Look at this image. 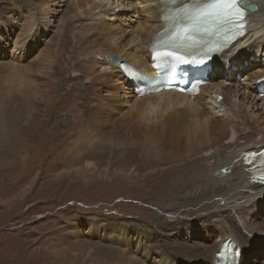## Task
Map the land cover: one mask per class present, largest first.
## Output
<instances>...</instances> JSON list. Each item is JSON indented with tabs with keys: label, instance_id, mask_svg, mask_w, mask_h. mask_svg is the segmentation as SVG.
I'll return each instance as SVG.
<instances>
[{
	"label": "bare ground",
	"instance_id": "6f19581e",
	"mask_svg": "<svg viewBox=\"0 0 264 264\" xmlns=\"http://www.w3.org/2000/svg\"><path fill=\"white\" fill-rule=\"evenodd\" d=\"M97 1L98 6L94 5V7H92L91 5ZM130 1L131 0L84 1V3L86 2L85 6H89V8L87 7V9H85L87 11L90 9L88 16L92 17L91 21L88 20V22L93 24L89 25V29L87 30H77L76 34L72 32L74 30L73 27H71V29L69 28L70 30L65 32L59 45L60 49L55 52L56 59L54 61L57 62V65L55 67L56 72L53 74L58 75L57 77H59V80H50L51 75L47 76L44 72H41L43 75L42 77L37 76V79H35V85L37 86L40 85L43 81L42 79L44 78L45 82L43 84L45 86H49L51 84L52 91H55L56 89L59 91L64 90L65 86L67 87L66 84L68 82L66 74L71 73L70 67L73 68L72 64L74 59L72 57L70 60H61L59 54L60 52L64 53L70 52L71 50L74 51L75 47H77L76 50L79 49L80 52H74V56L77 55L78 57H81V62L78 64L81 65L82 68L76 76H70V78L78 79L83 77L87 80V84L83 89H85L87 96L89 95V102L83 110H81V115L79 119H77V125H75L74 130L79 129L80 124L86 128L85 145H89L90 143L92 144L93 141L101 138V135H103L102 137L104 140L102 147L106 148V145H110L111 147L116 148V146L119 147L118 145H121V147L116 151L117 158L122 157L125 154H132L133 156L129 159L130 164L139 163L133 159L134 157H139V159L145 158L148 160L149 164L152 165L151 168L153 171L147 175L142 182H145L148 179H162L163 181L168 180L164 183V185L157 188V190L160 191V194L163 195V199L159 200L162 202H160V205L162 204V208H160L161 211L159 210L160 214L154 213V216L152 215L153 219H150L152 224L149 223L148 227L143 228L141 226H136L139 228L134 229V231L129 230L128 232H124L122 234L121 229L117 226L118 224L120 225L121 222H118L117 220L116 222L115 220L104 221L100 218L104 221L100 224L104 230L105 227H108L107 230L104 231V236H109L110 240L117 241L116 238H113L116 235H120V237H127L128 234H133L136 236L137 240L134 250H132L131 244H124L123 241L119 239L120 237H118V239L122 242L123 246H125V250L121 252L111 250L109 247L103 248L101 245L97 246L95 243H84L80 245V254L77 256L78 263L80 264V260L81 262L83 259L85 260L86 252L87 255L90 256L88 258V260L91 261L90 264H215L218 251L221 244H223L222 242L227 239H231V242L235 246L241 248V255L239 258L240 264H245V259L246 256L249 255L250 247V245L247 244L251 242L252 239H255L256 236L261 237V234L263 233L256 231L255 228L253 229L254 231L252 230V227L256 224L252 215L255 208L261 206L264 201V187L259 186L252 181L251 175L247 170L248 165L244 159V154L249 150L250 145L259 147L264 144V126L262 127L258 121L246 117L240 103L237 101L238 92L243 89V86H236L238 84L225 80L226 78H223V74L225 72L223 71H226L228 78H231L230 69L244 73L242 65L246 63V61H249L250 57L254 62L258 59V57L261 59L262 56L259 55L260 51L264 49V37L258 38V33L260 32L262 34V31L264 33V0H241L257 7V11L248 12V31L247 33H244L242 37L236 38L233 42L224 45L221 50L217 51L215 54L213 68H209L205 71L206 76L211 80L213 79L212 84H206V86L202 87L200 89L199 96L194 99H192L189 94L178 93L177 91L172 90L167 92V89L161 93L137 96L135 94L136 87L142 88L148 84L146 82L134 84V82L125 76L123 69L119 64L110 62L111 55L116 54L117 58L121 60V62L135 67L139 73L144 75L146 78L156 77L151 66V46L157 38H162L165 33H160V31H162L165 27L163 16L168 13L166 8L170 5L167 2H162L161 0H138L140 1V3H138L139 5H145L144 10L147 14L148 27L145 31V39L144 41H140L138 38L133 37L129 39L128 42L123 43L120 42V40L124 36L123 33L125 34L127 32L126 29L124 30L120 28L119 31H121V33L112 32L113 26L112 23L107 21L109 17L107 16L106 11L112 12L114 6L117 8H127L130 5ZM185 1L177 3L172 8L182 6ZM37 2L40 3L38 5H34L37 10L36 15L31 14V16L29 15V17H27L24 21L23 26L25 29L23 33L25 34L22 35L24 39H28L34 35L36 37V41L39 40L41 38V32L39 29L41 30L42 27H48L51 22V19L49 18L51 14L48 16L50 4L49 0H39ZM101 8L106 9L104 12L99 11L100 13L95 15L94 12ZM141 8L143 7L141 6ZM80 9H76L77 13L74 12L71 18L72 22L77 18L79 19L78 11ZM114 13L116 14L115 11L112 12V14ZM124 15V13H117L116 18H123ZM69 19L70 18H68V20ZM126 19L129 18L126 17ZM62 23L66 24V22ZM143 23L144 22H142V24ZM138 24L139 23H137V25ZM44 30L45 29H43V31ZM181 30L182 29L177 30V28L173 30L178 34V38H175L176 40L181 39ZM70 33L77 38H74L76 40V44H74V39L70 42L68 41L70 39ZM212 33L216 35L219 31L215 29ZM262 35L264 36V34ZM16 45L23 49V46L19 44V40ZM131 46L135 49V51L133 50L134 52L128 51V48ZM16 50L17 49L15 47V51ZM233 51H240L246 55L240 61L237 57L231 58V56H229ZM147 52L148 59L145 57ZM43 56L45 57L46 55L44 54ZM49 58L52 59V57ZM51 59L50 61L49 59L47 60V58L45 59L48 61L45 63V65L48 63L46 66L48 67V70H52V66L54 64ZM237 62H241L242 64H238ZM78 64L74 66H79ZM246 65L249 67V64L246 63ZM9 68L14 71H19L21 70V65L19 66L15 62H11ZM32 69L34 71V68ZM2 70L5 72V69ZM33 71H31V73ZM251 72V77L247 80H250V82L258 81L262 78V72L264 73V64L260 65V68L256 71L257 73H255L254 70ZM12 74H14V72ZM35 74L36 73H32L33 76H35ZM39 74L40 72H38L37 75ZM221 74L222 80L226 82L217 81L218 83H215L217 76ZM15 81L17 80L15 79ZM33 81L32 84L34 83ZM114 82L115 84H113ZM23 83L26 85V81ZM69 83L71 84V82ZM29 84H31V82H29ZM220 85L224 86V89H222L223 92L221 91V93L219 92ZM28 87L30 86L28 85ZM73 88H75L74 84L72 86V89ZM248 89L249 88H247V90ZM119 91H125L126 94L127 91H131L130 101L122 100V97H119L120 95L117 96ZM70 93L71 91L67 90L66 95L68 96ZM252 94L253 92H251V97H253ZM219 95L223 96L222 100L217 98ZM254 96L255 98H258L259 101L264 103V99L259 97V94L254 92ZM207 98L208 101H206ZM59 99L60 97L55 96L52 106L59 101ZM124 102L128 104V109H126L128 112L126 113H122L121 109V105H123L122 103ZM208 102L212 105V109H209L214 112L212 116L207 113L209 112L207 109L208 107L206 108V104ZM217 106H219L218 108H225L222 115L217 114L215 109ZM79 113L80 112H78V114ZM118 113L122 114L120 117L116 118ZM223 116L225 117L220 118ZM214 119L218 120L214 121ZM45 123L46 126L44 129H47V134L49 130L47 119ZM106 130H109L111 135L109 132L107 133ZM29 132L30 135L33 133L30 129H24L22 131V133L26 136ZM67 133L60 134L56 131L51 132L50 138L47 139L48 146L58 145L59 142H63L64 139H62V136L66 137ZM32 137H35V132ZM26 138L29 137L27 136ZM227 140H229V143L225 144ZM51 148L53 149V146H51ZM71 149L74 148L71 147ZM77 151L78 149H75V151L70 150V152L78 155L76 159L73 160L76 162H82L94 152L88 151L86 154L78 153ZM104 153H106V151H104ZM52 154L53 150L49 151L47 156H52ZM83 162L88 164V167L84 168L82 171L87 174L94 172L96 169L91 168V164L95 167L99 166V163L95 164L90 162V160ZM137 167L139 170H142L145 168V165L139 164ZM187 169H189V172L192 174V178L189 181L183 180L179 177V173L185 172ZM219 169L222 170L223 175L217 177L214 173ZM137 178L138 175L136 174L133 179L136 181ZM175 179L178 181L177 184L167 185L171 180ZM125 183L127 182L125 181ZM140 183L141 182L138 184ZM128 184L130 183L128 182ZM163 186L166 187L161 189ZM157 190L156 192H158ZM170 193L176 194L172 196H176L175 198H182L184 202L189 200L191 202L200 203L195 206L190 203L187 205L186 203L185 205L187 206L181 208L179 207L178 209V206L181 203L178 206L173 205L174 203H171V205L169 203L170 199L166 196ZM155 194L157 195L159 193ZM159 196L160 195H158V198H160ZM165 199H168L169 201H166ZM163 201L168 202L170 204L169 207L165 208L164 206L166 204L163 206V203H165ZM205 201L208 202V205L206 204L200 207V205ZM181 205L183 206V204ZM189 207L192 208L187 211L186 209ZM182 208H186L184 209V212ZM205 218L213 221L214 223H220L221 226L218 229L211 226V229H213V231L215 230L214 234L217 236V241L211 246L203 247L200 245L192 247L186 243L183 244L182 237L180 236L181 230L188 232L189 229L199 224ZM150 224L154 229L152 232L150 231ZM216 230L218 231L217 233ZM101 234H103V232ZM245 238H249L250 241H245ZM171 239L175 240L176 244L171 243ZM72 245L73 244H70V246H68V250L72 251ZM142 252L143 258L138 256V253ZM63 253L61 255L60 262L62 264H70L67 262L64 263L65 260L63 258ZM57 254L58 252H53L52 257L57 259L58 256H60ZM152 255L154 257H152Z\"/></svg>",
	"mask_w": 264,
	"mask_h": 264
},
{
	"label": "rangeland",
	"instance_id": "374dc122",
	"mask_svg": "<svg viewBox=\"0 0 264 264\" xmlns=\"http://www.w3.org/2000/svg\"><path fill=\"white\" fill-rule=\"evenodd\" d=\"M37 1L39 0H0V264H62L60 261L63 252L64 263L79 264L77 256L80 254V245L84 243H95L97 246L101 245L103 248L109 247L111 250L121 252L125 250V246H123L120 241L122 240L124 244H131L132 250H134L137 240L136 236L133 234H128L127 237L116 235L113 238H116L117 241L110 240L109 236H104V231L107 230L108 227H105L104 230L100 224L105 220H115V222L117 220L121 222L120 225L118 224L117 226L121 229L122 234L129 230L134 231V229L139 228L136 226H141L143 228L148 227L153 219L154 213L160 214V208H162V204L160 205L161 201L159 200L163 199V195L160 194L157 188L164 185L168 180L148 179L142 182L143 179L153 171L151 168L152 165L149 164L148 160L134 157L133 159L139 163L130 164L129 159L133 156L132 154H125L117 158L116 151L121 145H118L119 147L116 146V148L110 145H106V148L102 147L104 142L103 135H101V138L98 140L93 141L92 144L90 143L91 145H85L86 128L80 124L79 129L74 130L75 125H77V119H79L81 115V110H83L89 102V95L87 96L85 89H83L87 84V80L83 77V79L70 78V76H76L82 68L81 65L78 64L81 62V57L77 55L74 56V52H80L79 49L76 50L77 47H75L74 51L71 50L72 52H60L59 54L61 60H70L72 57L74 59L72 64L73 68L70 67L71 73L66 74L68 82L64 90L59 91L56 89L52 91L51 84L49 86L43 84L45 82L44 78L39 86L35 85V79H37V76L42 77L43 72L47 74V76L51 75L50 80H59V77H57L58 75L53 74L56 72L55 67L57 65V62L54 60L56 59L55 52L60 49L59 45L65 32L73 27L75 31L73 30L72 32L76 34L77 30H87L89 29V25L93 24L88 22V20L91 21L92 17L88 16L90 9L87 11L86 9L87 7L89 8V6L86 7V2L84 3V1L88 0H76V2L75 0H49L48 16L51 14L49 16L51 22L48 27H42L41 30L39 29L41 32V40L39 39L36 41L34 35L28 39H24L22 36L25 34L23 33L25 29L23 26L24 21L29 15H36L37 10L34 5L40 3ZM138 3H140V1L131 0L130 7L117 8L114 6L113 11H115L116 14H125L123 18L119 17L118 19L115 13L112 14L113 11H106L109 17L107 21L112 23L113 26L112 32L121 33V31H119L120 28L126 29L127 31L125 34L123 33L124 36L121 38L123 41L120 40V42L126 43L133 37L138 38L140 41H144L145 39V31L148 27L147 14L144 10L145 5H139ZM94 5L98 6V1L91 6L94 7ZM141 6L143 8H141ZM81 7L86 9L82 11L83 9ZM76 9H80L78 11L79 19L77 18L72 22L71 18L74 12L77 13ZM101 9L96 10L94 14L97 15L100 12H104L106 8ZM126 17L129 19H126ZM68 18L70 19L68 20ZM62 22H66V24ZM142 22L144 23L142 24ZM137 23L139 24L137 25ZM43 29L45 30L43 31ZM262 34H264L263 31ZM262 34L259 32L258 38H263L264 36ZM74 38L77 39L70 33V39L68 41L70 42ZM75 39L74 44H76ZM18 40L19 44L23 46V49L16 45ZM15 47L17 49L16 51ZM132 48L133 46L129 47L128 51L134 52L135 49ZM42 54L46 56L44 57ZM245 55L246 54L240 51H233L229 56H231V58L237 57V59L241 61ZM113 56L117 57L116 54H113ZM259 56H262L261 59L258 57L255 62L251 60V57L249 61H246L249 67H247L246 63L242 65L244 73L230 69L231 78H228L226 71H223L225 72L223 78H226L225 80L231 83L238 84H235L236 86H243V89L238 92L237 101L240 103L246 117L258 121L263 127L264 103L259 101L258 98H255L254 92L264 99V91H260L258 88L261 82L264 81V73L262 72V78L256 82L247 80L248 78L250 79L252 70L257 73L256 71L260 68V65L264 64V49L260 51ZM49 57H52L53 60ZM145 57L148 59V52ZM44 58H47V60L49 59V61L51 59L54 63L52 70L49 69L50 72L47 69L48 67H46L48 63L45 65L48 61ZM11 62H15L19 66L21 65V70H11V68H9ZM212 62L211 68L214 66L215 59ZM75 63L79 66H74L76 65ZM237 63L242 64L241 62ZM32 68H34V71ZM2 69H5V72ZM25 70L30 71L26 72ZM31 71H33V74L36 73V77L32 75ZM13 72L14 74H12ZM38 72H40L39 75H37ZM14 78L17 81H15ZM212 80H210L211 84ZM25 81L26 85L23 83ZM32 81L34 82L33 84ZM217 81L226 82L222 80V74L217 76L215 83H218ZM29 82H31L32 85L29 84ZM69 82H71V84ZM73 84L75 88L72 89ZM113 84H115V82ZM28 85L30 87H28ZM219 87V92L221 93L224 86L220 85ZM247 88L249 89L247 90ZM67 90L71 91L68 96L66 95ZM245 91H248L247 94ZM251 92H253V97H251ZM137 93L136 88L135 94L139 96ZM130 95L131 91H127V94L125 91H119L117 96L120 98L122 97V100L130 101ZM55 96L60 97V99L56 102L58 105L55 103L53 107L52 103L55 100ZM206 101H208V98ZM124 103L121 105L122 113L128 112V110L126 111V109H128V104ZM208 104L209 102L206 104V108L208 107L207 109L209 111L207 113L212 116L214 112L209 110L212 109V105ZM218 107L219 106L215 107L216 112L218 115H222L225 108ZM78 112L80 113L78 114ZM121 114L118 113L116 118L120 117ZM64 115H66L67 119L64 124H61ZM224 117L225 116L220 118ZM46 119L49 129L47 134V129H44L46 126ZM216 120L218 119H214V121ZM24 129L32 130L33 133L30 135L29 132L27 135L29 138H26L27 136L22 133ZM50 131H56L60 134L68 132L66 137L62 136V139H64L63 142H59L58 145H51L53 149L47 144V139L51 136ZM34 132L35 137H32ZM106 132L108 133L109 130H106ZM109 134L111 135V132H109ZM79 141L80 143L78 144ZM228 141L229 140H227L225 144L229 143ZM262 145L259 147L250 145L248 151L259 150L264 147V144ZM71 147L74 149H71ZM75 149H78V153L86 154L88 151H94L91 156L89 155L87 159L83 160H90V162L95 164L99 163V166L96 167L91 164V168H96L94 172L90 174L82 172L84 168L88 167V164H85L83 161H73L78 155L70 152V150L75 151ZM51 150H53L52 156H47ZM104 151H106V153H104ZM139 164L145 165V168L139 170L137 167ZM189 171L190 170L187 169L185 172H180L179 177L189 181L192 178V174ZM219 171L222 170L219 169L214 174L216 175ZM136 174L138 178L135 181L133 177ZM125 181L127 183H125ZM128 182L130 184H128ZM139 182L141 183L138 184ZM177 182L176 179L171 180L167 185H174L177 184ZM165 187L166 186H163L161 189ZM156 190L158 192H156ZM155 193L159 194L156 195ZM158 195H160V198H158ZM172 195L176 194L170 193L166 195L167 198L170 199V204L174 203L173 205L176 206L180 203L183 204V206L180 204L178 209L179 207L181 208L189 205V203L193 206L200 203L191 202L189 200L184 202L182 198H175L176 196ZM168 199L165 200L167 201ZM166 201H163L165 202L163 206L166 204L164 206L165 208L170 205ZM186 203L187 205H185ZM206 204L208 205V202L205 201L200 207ZM189 208H182V210L183 212L184 209L188 211L191 210L192 207ZM252 216L256 221L252 230L255 228L256 231L263 233L261 237L256 236L251 242H249V238H245V241L249 242L247 245H250L249 255L246 256L245 264H264V201L261 206L255 208ZM151 224L150 231L152 232L154 229ZM211 226L218 229L221 225L219 222L214 223L205 218L199 224L189 229L188 232L181 230L180 236L182 237L183 244L186 243L192 247H197L199 245L202 247L211 246L217 241V236L214 234L215 230L213 231ZM102 232L103 234H101ZM217 232L216 230V233ZM118 237H120V240ZM170 242L176 244L173 239H171ZM70 244H73L72 251L68 250ZM53 252H58L60 256L54 259L52 257ZM138 256L143 258V252L138 253ZM89 257L90 256L85 252V260L83 259L82 262L80 260V264H90L91 261L88 260ZM152 257L154 256L152 255Z\"/></svg>",
	"mask_w": 264,
	"mask_h": 264
},
{
	"label": "snow or ice",
	"instance_id": "6c2138e0",
	"mask_svg": "<svg viewBox=\"0 0 264 264\" xmlns=\"http://www.w3.org/2000/svg\"><path fill=\"white\" fill-rule=\"evenodd\" d=\"M231 6L233 9H236L238 14L242 17V13H239L238 6H237V0H216L215 3L210 5L209 7L212 9H217V8H223V7H229ZM218 17L213 13L210 12L206 9H197L195 10L192 14L188 16V19L194 22V30H198L199 27L208 21L209 19H217ZM242 19L239 21H233L229 19L227 23L230 24H235L236 26H239L242 24ZM173 55H175L173 53Z\"/></svg>",
	"mask_w": 264,
	"mask_h": 264
},
{
	"label": "water",
	"instance_id": "95a60500",
	"mask_svg": "<svg viewBox=\"0 0 264 264\" xmlns=\"http://www.w3.org/2000/svg\"><path fill=\"white\" fill-rule=\"evenodd\" d=\"M241 6H243L244 8H246L249 12H255L257 11V7L255 5H247L245 2H241ZM110 62L111 63H116V64H119L122 66L123 62H121V60H119L116 56H111L110 57ZM67 117L66 115H64L62 117V120H61V124H64V122L66 121ZM217 176L218 175H221V172H218L216 174Z\"/></svg>",
	"mask_w": 264,
	"mask_h": 264
}]
</instances>
